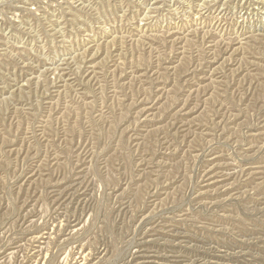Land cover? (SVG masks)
Wrapping results in <instances>:
<instances>
[{
  "label": "rangeland",
  "instance_id": "obj_1",
  "mask_svg": "<svg viewBox=\"0 0 264 264\" xmlns=\"http://www.w3.org/2000/svg\"><path fill=\"white\" fill-rule=\"evenodd\" d=\"M263 6L0 0V264H264Z\"/></svg>",
  "mask_w": 264,
  "mask_h": 264
},
{
  "label": "bare ground",
  "instance_id": "obj_2",
  "mask_svg": "<svg viewBox=\"0 0 264 264\" xmlns=\"http://www.w3.org/2000/svg\"><path fill=\"white\" fill-rule=\"evenodd\" d=\"M264 7V6H263ZM67 209V208H66ZM52 233V232H51ZM41 235V234H40ZM27 240V239H26ZM29 243V242H28ZM29 246V245H28ZM35 247V246H34ZM234 248V247H233ZM74 251V250H73ZM88 253V252H87ZM226 253V252H225ZM104 254V253H103ZM28 256V255H27ZM46 256V255H45ZM42 257V256H41ZM18 258V257H17ZM43 261V260H42ZM69 262V261H68ZM138 264V263H137Z\"/></svg>",
  "mask_w": 264,
  "mask_h": 264
}]
</instances>
